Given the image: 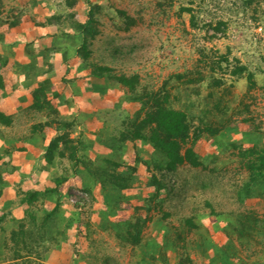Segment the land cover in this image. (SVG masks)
<instances>
[{"label": "rangeland", "instance_id": "rangeland-1", "mask_svg": "<svg viewBox=\"0 0 264 264\" xmlns=\"http://www.w3.org/2000/svg\"><path fill=\"white\" fill-rule=\"evenodd\" d=\"M90 2L101 6L98 15L100 33L91 45L92 62L112 66L117 73H138L141 84L151 89H160L168 81L172 100L179 106H188L196 117V123H199L197 116L201 115L215 125L224 122L226 127L217 137L204 136L194 145L206 161V168L185 163L176 172L167 173L164 177L160 174L167 184L158 198L162 207H156L149 213L151 219L144 229L145 240L135 249L124 244L118 233L122 230L124 217L133 211V204L148 203L152 189L145 185L149 175L147 171L141 169V182L136 188L126 191L132 206L110 212L104 220L97 216L101 204L105 203L100 185L95 190L96 197L92 199L80 187L81 175L76 179L71 176L65 183L63 190L66 192L62 193L61 202L67 223L71 224L73 231L68 232V241L63 242L62 248L42 263L139 264L145 248L153 252L156 243L163 242L176 228L185 227L188 251L194 263L208 264L216 250L228 240L224 230L227 213L253 210L264 217V195L245 198L244 201L238 196L241 186L249 180V171L242 163L239 149L254 144L264 146V0H77L73 5H69L67 0H2L0 7L4 8V14L10 7H15L17 12L24 10L21 20L25 18L23 15L27 16V20L23 22L21 31L34 37L22 40V35L12 34L14 38L4 42V55L8 56V62L13 48L20 43L23 50H32V56L49 46L48 62L44 67L52 64L53 70L26 76L27 65L43 61L39 53L40 60L36 56L28 63L14 61L10 69L0 63V110H12L15 118L12 126L0 124V154L10 145L25 142L28 138L35 142L30 137L32 125L53 118L48 117L47 111L28 109L25 91L31 95L34 87L31 82L35 85L48 80L51 82L49 94L58 91L59 97L52 98L61 107L60 116L72 118L80 115L72 136L83 134L88 141H94L93 147L87 149V158L94 162L106 152L100 143L104 139L102 132L109 127L110 131L113 129L117 133L120 118L132 111L133 102L124 101L127 98H124L123 90H113L107 80L87 77L90 68L76 56L81 41L78 24L85 21ZM181 6L193 9L196 25L191 21V12L182 11ZM118 9L126 10L136 19V24L125 29ZM54 16L59 20L53 19L52 23H48L47 20ZM218 21L227 23L220 31L215 29ZM19 35L20 40H17ZM33 42L34 47L31 46ZM27 43L29 50H26ZM228 51L230 63L220 58ZM236 58L255 71V86L250 87L246 75L232 74ZM6 70H9L7 78L2 72ZM181 73L190 75L178 78ZM201 74L204 75L202 81L187 82L188 77L197 78ZM213 76L223 79V82L215 85ZM216 103L222 106L221 110L216 108ZM201 108H206L208 113L202 112ZM54 129V126L44 128L42 133L46 140L58 133ZM137 144L144 157L152 152L146 143ZM132 148L133 145L129 144L128 150L132 151ZM15 155L10 150L3 153L0 160V167L9 171L3 193L11 188L16 195L10 202H4V209H8L7 205L20 202L22 191L19 189H26L22 181L24 178L32 181L34 189L44 190L46 186L54 185V177L66 173V169L73 170L67 159H57L48 168L43 154H39L34 167H30L24 175L17 174L19 164L14 162ZM13 176H18L19 180H14ZM53 199L46 198L45 204L41 203L40 207L53 208ZM208 202L218 215L211 213ZM140 213L143 216L146 211L141 209ZM164 213L169 215L164 218ZM12 217L7 216L3 224L8 231L15 226ZM187 217H194L199 228L189 231L184 223ZM79 229L88 235H79ZM78 236L83 254L76 253L70 241ZM204 247L208 252L205 253ZM239 249L245 259L264 264V234L253 240L250 247L242 248L240 245ZM166 250L170 263L178 264L179 259L172 246L168 245ZM145 262L160 263L149 257ZM13 263L18 264L17 261ZM215 264H223V261L217 260Z\"/></svg>", "mask_w": 264, "mask_h": 264}, {"label": "trees", "instance_id": "trees-1", "mask_svg": "<svg viewBox=\"0 0 264 264\" xmlns=\"http://www.w3.org/2000/svg\"><path fill=\"white\" fill-rule=\"evenodd\" d=\"M0 1L1 6L3 3L2 0ZM76 1L67 0V3L73 5ZM100 9L99 4L90 2L85 21L78 24L81 41L77 47L76 56L90 68L87 77L107 80L113 90H123V96L127 98L124 101L133 102V109L120 118V129L117 133L113 129V132L110 131L109 127L102 132L104 139L100 143L106 152L101 155L99 161L94 162L87 158V149L93 147L94 141H88L83 134L72 136V131L79 122L80 115H75L72 118L60 116L62 113L61 107H59V104L54 103V99L59 97L58 91L49 94L51 88L49 80L36 85L30 83L34 87L31 89L32 102L28 109L37 112L47 111L48 117L53 118L32 125V136L30 137L34 138L35 143L29 141L42 147V157L48 168L50 165H54L57 159L61 161L67 159L71 162L73 170L66 169V173L54 177V185L46 186L44 190L19 189L22 191L19 203L25 205L23 216L20 218L13 216L11 219L15 226L8 231L3 224L7 216H12V206L7 205L8 209L0 214V262L14 264L13 262L17 261L18 264H26L25 262L27 264H43L44 259H50L49 255L56 254L62 248L63 242L68 241V232L72 233L73 231L63 212L62 193L66 192L63 189L67 180L71 176L76 179V176L79 175H81V177L79 176L80 187L88 192L92 199L96 197L94 193L100 185L99 187L104 193L105 203L101 204L102 208L97 211V216L104 220L110 212L122 210L127 205L132 206L131 198L126 194V191L136 188L138 183L141 182L142 176L139 172L141 169L147 171L149 175L147 179L145 178V185L152 189L147 199L148 203L133 204V211L124 217L122 230L118 233L121 241L124 244L131 245L132 249L141 246L145 240L144 229L148 220L151 219L149 213L156 207L159 209L162 207V202L158 198L160 192L167 188V184L160 178V174L164 177L167 173L176 172L185 163H189L194 167L206 168V161L198 154L194 145L204 136L217 137L226 127L224 122L215 125L205 120L204 116L201 115L197 116L199 123H196V117L188 109V106H179L172 100L171 91L167 87L168 81L160 89H151L147 85L141 84V77L138 73H117L112 66L92 62L93 51L91 45L100 33V19L98 17ZM3 10L4 8L0 7L1 42H5L6 29H12L20 24L21 14L24 11L17 12L15 7H10L7 14H4ZM181 10L191 12V21L193 25H196L195 15L192 14L193 9L188 6H181ZM118 12L124 19L123 27L125 29H130L131 26L136 24V19L126 10L118 9ZM53 19L59 20V17L49 18L48 23H52ZM226 25L225 21H218L215 29L220 31ZM31 46H35L34 42ZM26 48V50H29L28 43ZM49 48V46L44 47V51L38 52L42 55L43 61L38 53L32 56V50L25 51L26 54L30 53L32 57L38 56L41 59L40 64L27 65L29 69L26 71V76L39 75L44 71L52 72V64H49L50 67L48 68L44 67L45 63L48 62L46 58L49 56L47 55ZM229 54L230 51L222 54L221 60L230 63ZM236 61L237 63L231 70L232 74L237 76L246 75L250 87L255 86V71H251L248 65L242 63L239 58H236ZM7 62L8 56L3 57L0 55V63L4 65ZM189 75L188 73H181L177 77L183 78ZM203 79L204 75L201 74L197 78L188 77L187 82L202 81ZM213 79L215 85L223 82L221 78L213 76ZM216 108L221 110L222 106L216 103ZM201 110L208 113L206 108H201ZM14 121L13 113L0 110V124L9 127L14 125ZM46 126L52 128L54 126V131L58 132L47 140L42 133ZM139 142L146 143L152 148V152L147 157L141 155L137 144ZM129 144L133 145L132 151L128 150ZM10 150L15 153L22 152L24 146H18L17 143L16 145L12 144L10 148L4 149L3 153H9ZM238 152L243 165L249 171V180L244 182L238 191L239 199L244 201L245 198L263 196L264 146L259 147L258 144H254L248 148L239 149ZM3 153L0 154V160L3 159ZM8 173V170L0 167V197L7 183ZM46 198H54L53 208L40 207L41 203L45 204ZM207 204L211 207L212 214H219L211 203L208 202ZM141 209L146 211L143 216L140 213ZM168 215V213H164V218ZM226 217L227 223L224 230L228 240L222 248L216 250L208 264H215L217 260H222L223 264H259L242 257L239 246L241 245L242 248L250 247L253 240H258V237L264 234V217L259 216L253 210L230 212L226 214ZM184 223L189 231L200 226L194 217L185 218ZM187 233L185 227L176 228L172 235L166 236L163 242L156 243L153 252L143 247L145 249L142 251L143 255L139 259V264H145L147 257L152 261H160L158 264H171L166 250L168 245H171L175 250L179 259L178 264H195L188 251ZM78 234L81 236L88 235L82 229L78 230ZM79 237L70 241L73 242L76 253L83 254L84 250ZM204 251L205 253L208 252L205 247Z\"/></svg>", "mask_w": 264, "mask_h": 264}, {"label": "crops", "instance_id": "crops-1", "mask_svg": "<svg viewBox=\"0 0 264 264\" xmlns=\"http://www.w3.org/2000/svg\"><path fill=\"white\" fill-rule=\"evenodd\" d=\"M23 17H25L24 19L21 20L20 24L15 26L14 28L12 29H6L7 32H5V30H3V32H5V35H4V41H7V40H10V39H13L14 37L11 36L12 34H20L22 35L21 38L22 40H31L33 39L34 37L29 35V34H26V33H22V28H23V22H25L27 19V16L23 15ZM1 29V28H0ZM20 35H19V38L17 40H20ZM24 35V37H23ZM47 41V40H46ZM5 47H6V44L3 43H0V55L1 56H5L4 55V52H5ZM9 47V46H8ZM13 55L9 58V62L5 65V66H8L6 68H9L10 69V66L12 64H14L13 62L14 61H21V63H28L30 62L31 60H33V58L35 57H32L30 55V53L26 54L25 50H23V45L22 43H20V45L17 47H14L13 48ZM37 58V57H36ZM38 60H40V58L38 57ZM41 62H39L40 64ZM4 68V67H3ZM3 72V75L4 77H8V73H9V70H6V72L4 73ZM24 89V88H22ZM9 91V90H8ZM26 93V100L25 102L26 103H29V105L31 104L32 102V96L30 95V92H28L27 90L25 91ZM13 109V107H12ZM2 110L6 111L7 113H12V110L8 111L7 109H3ZM14 111H15V108H14ZM35 143V142H34ZM33 142H30L29 140H26L25 142H18L17 145L18 146H24V150L22 152H17L15 153L16 155L14 156V162L18 165L19 164V168H18V172L17 174L21 173L24 175V173H26L28 171V169L30 167H34L36 165V157L39 155V154H43V149L42 147H37L36 144L34 145ZM16 174V175H17ZM9 178H11V176H8ZM12 178H14V180L18 181L19 180V177L18 176H13ZM25 182V186H26V189H29V188H35L33 186V183L32 181H30L28 178H24V180H22ZM15 183V182H14ZM14 192V193H13ZM4 195V199L3 197L0 198V214H2L3 212H5V210H7L6 208L4 209V202L7 201L10 202L13 198H15L16 195L15 194V191L11 190L10 188V191H4L3 193ZM7 198V199H6ZM16 201V200H15ZM6 203V204H7ZM24 208H25V205H22L18 202H14V205L11 207V210H12V216L14 217H17V218H20L23 216L24 214ZM66 246V245H65Z\"/></svg>", "mask_w": 264, "mask_h": 264}]
</instances>
